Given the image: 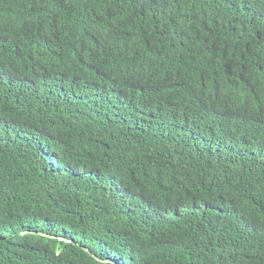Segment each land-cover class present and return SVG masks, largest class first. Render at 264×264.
Listing matches in <instances>:
<instances>
[{
	"label": "trees",
	"instance_id": "obj_1",
	"mask_svg": "<svg viewBox=\"0 0 264 264\" xmlns=\"http://www.w3.org/2000/svg\"><path fill=\"white\" fill-rule=\"evenodd\" d=\"M115 263L264 264V0H0V264Z\"/></svg>",
	"mask_w": 264,
	"mask_h": 264
},
{
	"label": "water",
	"instance_id": "obj_2",
	"mask_svg": "<svg viewBox=\"0 0 264 264\" xmlns=\"http://www.w3.org/2000/svg\"><path fill=\"white\" fill-rule=\"evenodd\" d=\"M86 251L89 253V250L88 249H86ZM98 261H101V262H106V261H102V260H100V259H97ZM116 264V263H115Z\"/></svg>",
	"mask_w": 264,
	"mask_h": 264
}]
</instances>
